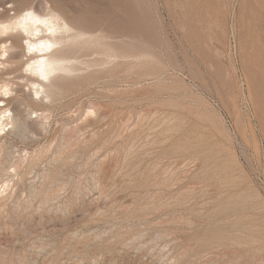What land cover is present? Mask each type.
<instances>
[{"label":"rangeland","instance_id":"rangeland-1","mask_svg":"<svg viewBox=\"0 0 264 264\" xmlns=\"http://www.w3.org/2000/svg\"><path fill=\"white\" fill-rule=\"evenodd\" d=\"M29 9L86 39L37 95L0 34V264H264V0Z\"/></svg>","mask_w":264,"mask_h":264},{"label":"bare ground","instance_id":"bare-ground-1","mask_svg":"<svg viewBox=\"0 0 264 264\" xmlns=\"http://www.w3.org/2000/svg\"><path fill=\"white\" fill-rule=\"evenodd\" d=\"M2 33H9L11 35L15 34L19 37H24L23 39L26 41L25 46L29 49L32 59L34 60L33 63L31 62L32 64H30L29 67L38 79H33V81H35L34 85L36 86L37 95L47 93V91L44 90L45 83L48 82L51 79V76H53L54 74L62 71H74L73 67L70 66V63H72V61L76 59L69 58L66 56V54L74 45L75 41L86 39L85 34H76L73 29L66 22H64L63 18L59 15L54 13L42 15L34 11L33 9L27 10L24 14L17 17L14 21L10 20V22L3 25L1 23L0 34ZM17 40L20 41L19 39ZM5 52L7 53L8 51ZM14 57L16 56H14L13 53L12 55L10 54L9 61ZM9 69L11 70V68ZM48 92L51 93L50 91ZM6 101L5 99L4 101L3 99H0V103H2V105H0L1 131H3L4 127L8 125V123L5 124V122L7 121L5 113L7 112L6 108L8 106V104H6ZM15 117H18V115L16 114ZM18 118H15L13 120L12 124L14 126L21 123V120Z\"/></svg>","mask_w":264,"mask_h":264}]
</instances>
